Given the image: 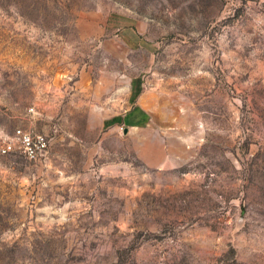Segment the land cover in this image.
<instances>
[{
    "label": "rangeland",
    "instance_id": "obj_1",
    "mask_svg": "<svg viewBox=\"0 0 264 264\" xmlns=\"http://www.w3.org/2000/svg\"><path fill=\"white\" fill-rule=\"evenodd\" d=\"M0 264H264V0H0Z\"/></svg>",
    "mask_w": 264,
    "mask_h": 264
},
{
    "label": "built area",
    "instance_id": "obj_2",
    "mask_svg": "<svg viewBox=\"0 0 264 264\" xmlns=\"http://www.w3.org/2000/svg\"><path fill=\"white\" fill-rule=\"evenodd\" d=\"M51 137L48 133L31 128L18 127L13 133L5 137L0 144L3 155L20 154L31 161H40L47 157Z\"/></svg>",
    "mask_w": 264,
    "mask_h": 264
}]
</instances>
